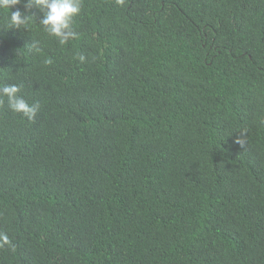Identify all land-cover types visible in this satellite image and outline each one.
<instances>
[{
  "label": "trees",
  "instance_id": "trees-1",
  "mask_svg": "<svg viewBox=\"0 0 264 264\" xmlns=\"http://www.w3.org/2000/svg\"><path fill=\"white\" fill-rule=\"evenodd\" d=\"M17 9L0 264H264V0H82L64 45Z\"/></svg>",
  "mask_w": 264,
  "mask_h": 264
},
{
  "label": "clouds",
  "instance_id": "clouds-1",
  "mask_svg": "<svg viewBox=\"0 0 264 264\" xmlns=\"http://www.w3.org/2000/svg\"><path fill=\"white\" fill-rule=\"evenodd\" d=\"M117 2L121 3L122 0H117ZM21 3L25 9L35 8L42 13L39 23L49 35L58 38L61 45L78 36L73 29V22L81 12L82 0H0V9L9 12V28L21 29L28 23L30 16L25 15L19 9L12 11L16 5ZM78 59L84 62L86 57L79 55ZM45 63H51V60H46ZM20 92L21 86L18 84H0V104L3 103L2 97H7L8 107L13 112L21 113L32 121L40 106L38 103L29 104L23 96L19 95ZM10 244L9 236L0 232V247Z\"/></svg>",
  "mask_w": 264,
  "mask_h": 264
}]
</instances>
